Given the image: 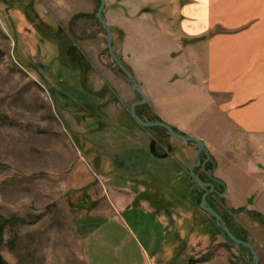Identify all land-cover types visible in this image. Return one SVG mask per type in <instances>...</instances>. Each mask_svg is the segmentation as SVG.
Instances as JSON below:
<instances>
[{
  "label": "rangeland",
  "instance_id": "374dc122",
  "mask_svg": "<svg viewBox=\"0 0 264 264\" xmlns=\"http://www.w3.org/2000/svg\"><path fill=\"white\" fill-rule=\"evenodd\" d=\"M78 3L0 0V256L6 264H251L199 208L207 189L189 172L197 151L188 169L179 156L192 145L170 136L169 156L155 159L150 137L129 130L133 104L115 96L111 77L68 55L74 38L63 15ZM167 135L152 137L165 144ZM201 165L193 173L209 180ZM211 204L264 264L263 218H228L221 201Z\"/></svg>",
  "mask_w": 264,
  "mask_h": 264
},
{
  "label": "crops",
  "instance_id": "0c3cea01",
  "mask_svg": "<svg viewBox=\"0 0 264 264\" xmlns=\"http://www.w3.org/2000/svg\"><path fill=\"white\" fill-rule=\"evenodd\" d=\"M104 2L102 18L113 51L146 100L136 108L140 120L201 141V161L214 180L202 182L223 195L209 196L208 202L221 201L227 217L255 214L264 220V0ZM99 5L100 0H79L75 12L63 15L74 38L66 51L110 76L115 96L129 108L141 98L106 56L107 34L93 22ZM94 29L99 48L91 43ZM128 128L156 141L161 156H169L172 142L163 129L151 132L136 121ZM155 134L167 135L168 141L161 143ZM190 144L180 146L185 169L197 151V144ZM171 194L180 195L177 188ZM144 204L153 212L158 208ZM176 236L182 238L179 232Z\"/></svg>",
  "mask_w": 264,
  "mask_h": 264
},
{
  "label": "water",
  "instance_id": "95a60500",
  "mask_svg": "<svg viewBox=\"0 0 264 264\" xmlns=\"http://www.w3.org/2000/svg\"><path fill=\"white\" fill-rule=\"evenodd\" d=\"M104 6H105V2L104 0H100V5L98 8V11L96 13V19L100 22V24L102 25V27L104 28L106 34H107V50H108V54L111 57V59L113 60V62L115 63V65L117 66V68L119 69V71L124 74L131 86L132 91L138 93L140 95L141 100L134 103L131 108H130V114L132 116V118L137 122V124H139L142 128L145 129H151V128H161L163 129L165 132H167V134H169L170 136L177 138L183 142H189V143H195L198 146V150L196 152L195 155V164L193 166H191L189 168V172L191 177L203 188V189H208L205 194L202 196L201 198V202L199 205V208L204 211L205 213H207L210 217H212L215 221V224L217 226V228L223 232L228 239L233 242L235 245L239 246V247H243L245 248L251 255L252 260H251V264H259V257L255 251V249L253 248L252 245L245 243L241 240L236 239L233 234L231 233V231L227 228L225 222L222 220V218L219 216V214L217 212H215L211 206L209 205L208 201H207V197H212L214 195L218 196L220 199L223 198L222 194H218L215 189L214 186L211 183H203L200 178L198 176H196L193 173L194 169H198L201 168L202 171H204L203 166L201 165V155L202 152L204 151L205 147L204 144L194 138H190V137H186V136H182L178 133H176L170 126L163 124V123H145L142 122L140 120V118L138 117V115L136 114V108L139 106H142L146 103L145 97L142 93V91L140 90L138 84L136 83L135 79L133 78V76L124 68V66L122 65V63L120 62L119 58L116 56V54L113 51V47H112V34L111 31L109 29V27L107 26V24L104 22L103 18H102V13L104 10ZM156 146L157 143L156 141H151V145H150V151L152 156L156 157V158H160V159H164L167 157V154H165L164 156H160L156 153ZM207 177L209 178V180L213 183L214 180L211 178V175L209 173H206Z\"/></svg>",
  "mask_w": 264,
  "mask_h": 264
},
{
  "label": "trees",
  "instance_id": "16d2710c",
  "mask_svg": "<svg viewBox=\"0 0 264 264\" xmlns=\"http://www.w3.org/2000/svg\"><path fill=\"white\" fill-rule=\"evenodd\" d=\"M176 133H178L176 130H174ZM179 134V133H178ZM204 194V193H203ZM3 229H4V225L3 223L0 222V241L3 237ZM236 239H238L236 236H235ZM0 264H6L5 261L3 260V258L0 256ZM192 264V263H191Z\"/></svg>",
  "mask_w": 264,
  "mask_h": 264
},
{
  "label": "flooded vegetation",
  "instance_id": "af4514ba",
  "mask_svg": "<svg viewBox=\"0 0 264 264\" xmlns=\"http://www.w3.org/2000/svg\"><path fill=\"white\" fill-rule=\"evenodd\" d=\"M4 2L6 1V0H3ZM156 153L158 154V155H160L161 156V152H160V150L158 149V146H156ZM154 157V156H153ZM154 158H156V157H154ZM158 159H160V158H158ZM208 190V189H207ZM204 194H205V192H204ZM203 194V195H204ZM208 198V197H207ZM208 201V200H207Z\"/></svg>",
  "mask_w": 264,
  "mask_h": 264
}]
</instances>
